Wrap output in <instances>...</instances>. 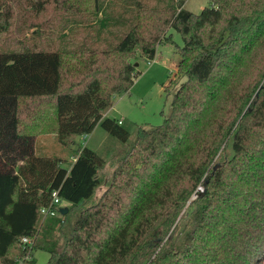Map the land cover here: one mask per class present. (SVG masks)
I'll return each instance as SVG.
<instances>
[{
    "label": "trees",
    "instance_id": "1",
    "mask_svg": "<svg viewBox=\"0 0 264 264\" xmlns=\"http://www.w3.org/2000/svg\"><path fill=\"white\" fill-rule=\"evenodd\" d=\"M186 1L127 0L128 28L100 46L97 36L78 37L77 20L100 32L111 20L103 0H0V31L15 6L27 4L26 24L52 5L57 16L30 25L58 24L69 35L64 46L0 49V264H36L38 248L50 253L46 264L264 261V0H208L199 13ZM170 27L184 41L178 73L186 80L162 124L137 128L93 201L105 158L77 138L100 125L129 140L131 131L105 112L140 75L139 52L154 59ZM49 134L68 157L37 152ZM54 190L69 206L48 220L59 233L49 245L40 209Z\"/></svg>",
    "mask_w": 264,
    "mask_h": 264
},
{
    "label": "rangeland",
    "instance_id": "2",
    "mask_svg": "<svg viewBox=\"0 0 264 264\" xmlns=\"http://www.w3.org/2000/svg\"><path fill=\"white\" fill-rule=\"evenodd\" d=\"M127 0H103V7L110 15L109 25H103V15L100 13L99 19L102 23L103 29L100 32L91 34V29L83 31L82 27L84 22H79L80 35L97 36L99 38V45H104L107 39H114L117 35H121L129 26V20L123 18H130L131 10L133 6L126 4ZM134 1V0H133ZM148 7H162L172 3V0H141ZM208 0H187L185 7L195 13H199L206 5ZM27 4L23 6H15V17L12 24L7 31H0V49L6 50L14 47H18L20 43L38 42L41 45H47L50 41H55L57 45H66L67 35L66 31L61 32L59 30L60 25L55 24L53 27H45L44 30L34 29L30 23L32 21L42 22L44 20H52L56 14L53 6L50 5L44 13H41L37 18L31 17V22L23 24V11L25 14H29L30 11H25ZM30 15V14H29ZM76 21V19L74 20ZM98 23V22H97ZM94 25L90 23L87 27ZM33 29L36 30L33 32ZM52 29L55 30L51 34ZM38 30V31H37ZM65 33V34H64ZM167 36L170 38L164 40L157 46V53L154 59L149 60L139 52L135 58L136 67L141 71L140 75L136 78L134 85L129 92L116 95L114 97V103L112 109L109 108L105 115L120 119L121 125L131 131V136L127 142H122L115 136L108 133L100 125H98L92 132L91 138L89 135L79 136L77 138V145H88L105 158V166L100 170L102 178V184L97 188L93 201L99 200L102 192L108 188L110 181V174L108 171L115 165L117 159H120L124 153L131 147L134 142L136 130L139 126L146 128H152L163 123L164 119L170 114L172 108V99L175 93L180 88L182 82L186 80L185 74L178 73V63L181 60L180 49L184 46V41L180 33L174 28L170 27L167 31ZM61 35L63 41L59 38ZM56 40H55V39ZM166 39V38H164ZM134 59V60H135ZM173 80V81H172ZM172 81V83H171ZM52 139L49 141L50 145H46L44 148L37 146L38 153H46L49 155H60L62 150L68 153L55 135H51ZM65 155V154H64ZM68 155V154H67ZM66 155V156H67ZM68 157V156H67ZM69 160L71 158L69 157ZM64 165H68V162H64ZM111 166V167H110ZM200 192L203 188L200 187ZM196 196H194L195 198ZM61 206L68 207L65 201ZM187 206L183 209V213L186 212ZM188 212V211H187ZM53 216H42V219H46L45 225L40 228V236L49 245L59 241V233L53 229L47 230V223ZM47 237V238H46ZM36 264H46L49 259L50 253L42 248H38L34 253ZM19 264H30L28 261H20ZM264 264V261L261 262Z\"/></svg>",
    "mask_w": 264,
    "mask_h": 264
},
{
    "label": "built area",
    "instance_id": "3",
    "mask_svg": "<svg viewBox=\"0 0 264 264\" xmlns=\"http://www.w3.org/2000/svg\"><path fill=\"white\" fill-rule=\"evenodd\" d=\"M122 122V121H120ZM62 199L58 194V190L52 192V201L48 206H43L40 212L44 216H56L58 214V208L61 207ZM24 242L30 243L31 240L27 237L23 238Z\"/></svg>",
    "mask_w": 264,
    "mask_h": 264
},
{
    "label": "crops",
    "instance_id": "4",
    "mask_svg": "<svg viewBox=\"0 0 264 264\" xmlns=\"http://www.w3.org/2000/svg\"><path fill=\"white\" fill-rule=\"evenodd\" d=\"M113 107H111V109H112ZM120 120V119H119ZM121 121V120H120ZM52 134H49V135H44V136H41V138H40V140L42 141V143H43V146H46V145H50L49 144V141L52 139V137H50ZM84 135H89L90 137L89 138H91V136H92V133H90V134H84ZM84 135H82V136H84ZM61 153H66L65 151H61ZM67 154H65L64 156H66ZM61 207H63V206H61Z\"/></svg>",
    "mask_w": 264,
    "mask_h": 264
},
{
    "label": "water",
    "instance_id": "5",
    "mask_svg": "<svg viewBox=\"0 0 264 264\" xmlns=\"http://www.w3.org/2000/svg\"><path fill=\"white\" fill-rule=\"evenodd\" d=\"M198 194H200V189L195 193V196H197ZM67 211H68L67 207H61L60 208L61 214H65Z\"/></svg>",
    "mask_w": 264,
    "mask_h": 264
}]
</instances>
